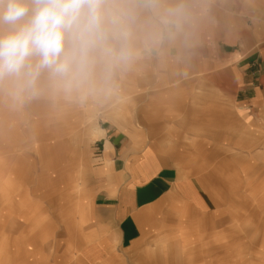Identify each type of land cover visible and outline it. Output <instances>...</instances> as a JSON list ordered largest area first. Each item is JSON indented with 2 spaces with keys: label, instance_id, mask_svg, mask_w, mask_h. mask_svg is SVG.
I'll return each instance as SVG.
<instances>
[{
  "label": "rangeland",
  "instance_id": "1",
  "mask_svg": "<svg viewBox=\"0 0 264 264\" xmlns=\"http://www.w3.org/2000/svg\"><path fill=\"white\" fill-rule=\"evenodd\" d=\"M109 3L124 34L110 33L111 53L91 51L84 73L41 71L31 87L0 80V264H86L83 245H100V237H108L110 253L107 260L105 253L89 258L92 264H264V126L225 116L218 129H203L196 113L174 135L152 125L161 124L164 109L157 106L166 104L154 101L156 92L194 88L186 60L221 57L220 50L235 60L238 40L262 30L264 41V0ZM175 110L166 117L178 121ZM97 125L102 132L92 140ZM105 130H119L129 151L158 134L175 156L185 150L187 160L170 162L202 182L218 203L219 222L211 224L210 214L202 225H172L126 242L123 251L119 236H96L104 227L86 190L102 163ZM203 137L221 143H196ZM184 138L189 143L179 144ZM137 140L140 147L132 146ZM39 231L45 240L38 241Z\"/></svg>",
  "mask_w": 264,
  "mask_h": 264
},
{
  "label": "crops",
  "instance_id": "2",
  "mask_svg": "<svg viewBox=\"0 0 264 264\" xmlns=\"http://www.w3.org/2000/svg\"><path fill=\"white\" fill-rule=\"evenodd\" d=\"M257 34L259 37L238 40L241 45L237 48L239 49L237 53L240 55L235 60H227L230 55L221 50L219 53L221 57L210 54L211 56L192 59L193 62L186 60V64H191V68L195 70L192 72L195 79L189 82L194 88L188 89L187 85L183 91L170 88L160 93L156 92L154 101L157 104H166L157 106H163L164 119L160 121L161 124L152 123L154 128L168 129L170 135H174L173 130L185 128V122L189 121L190 114L193 113H196L195 121L203 129H218L221 117L225 116L233 120L239 118L246 124L253 122L263 127V31ZM193 82L195 84H192ZM188 98L195 100L188 104ZM181 102L185 105L180 106ZM177 105L180 119L178 121L168 119L166 113L178 112L175 110L178 108ZM169 108L174 109L168 110ZM154 118L157 119V115ZM105 131V135H100V139L106 140L102 163L92 176V185L86 190V194L93 202L92 216L97 218L98 226L104 227L96 236H119L121 241L119 247H122L119 250L123 251L126 242L129 241L132 246L133 242L140 241L141 237L169 229L172 225H202L204 216L210 214L211 224L219 222L218 203L207 195L202 182L198 178L187 177L182 169L170 162L187 160L188 157L183 156L187 154L185 150L180 149L179 156H175L177 153L171 151L172 146H165L168 144L165 135L158 134L153 140L149 139L142 150L132 147L129 151L123 145L119 130L112 131L113 136L109 134L110 131ZM99 132L101 133L102 129L97 125L94 131L90 132V139L97 137ZM185 133L187 132L181 131L179 134L185 137ZM187 143L189 142L185 138L179 141L181 145ZM196 143L221 142L218 140L209 142L203 137ZM131 144L140 147L139 140ZM109 225H112L113 233L107 231ZM185 231L184 229L183 232ZM36 236H39L38 241L45 240L44 234L40 231ZM105 240L108 241V237L97 239L100 245H92L91 241L83 245L82 256L86 264H92L89 258L103 253L107 260L110 252ZM40 249L38 244L36 254L41 258Z\"/></svg>",
  "mask_w": 264,
  "mask_h": 264
},
{
  "label": "clouds",
  "instance_id": "3",
  "mask_svg": "<svg viewBox=\"0 0 264 264\" xmlns=\"http://www.w3.org/2000/svg\"><path fill=\"white\" fill-rule=\"evenodd\" d=\"M110 33L124 34L109 0H0V80L84 73L91 51L112 52Z\"/></svg>",
  "mask_w": 264,
  "mask_h": 264
}]
</instances>
